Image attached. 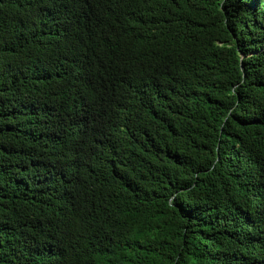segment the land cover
<instances>
[{"label":"trees","instance_id":"16d2710c","mask_svg":"<svg viewBox=\"0 0 264 264\" xmlns=\"http://www.w3.org/2000/svg\"><path fill=\"white\" fill-rule=\"evenodd\" d=\"M0 264H264V0H0Z\"/></svg>","mask_w":264,"mask_h":264}]
</instances>
